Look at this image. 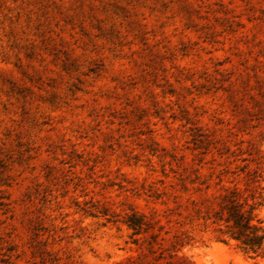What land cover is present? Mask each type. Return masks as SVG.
<instances>
[{
  "label": "rangeland",
  "instance_id": "374dc122",
  "mask_svg": "<svg viewBox=\"0 0 264 264\" xmlns=\"http://www.w3.org/2000/svg\"><path fill=\"white\" fill-rule=\"evenodd\" d=\"M214 182L264 206V0H0V264L257 260Z\"/></svg>",
  "mask_w": 264,
  "mask_h": 264
},
{
  "label": "trees",
  "instance_id": "16d2710c",
  "mask_svg": "<svg viewBox=\"0 0 264 264\" xmlns=\"http://www.w3.org/2000/svg\"><path fill=\"white\" fill-rule=\"evenodd\" d=\"M226 183L214 182L219 190L213 196L215 206L202 218L215 226L219 240H232L237 248L253 258L264 257V227L255 213L260 205L257 200L260 194L254 192L258 182L254 188L255 182H243V187ZM121 221L134 230L142 228L139 217L133 214H126Z\"/></svg>",
  "mask_w": 264,
  "mask_h": 264
},
{
  "label": "clouds",
  "instance_id": "9594fccd",
  "mask_svg": "<svg viewBox=\"0 0 264 264\" xmlns=\"http://www.w3.org/2000/svg\"><path fill=\"white\" fill-rule=\"evenodd\" d=\"M256 215H257L258 219L262 223H264V206H262L256 210ZM239 264H264V257H260L253 262H249L247 259L242 257L241 260L239 261Z\"/></svg>",
  "mask_w": 264,
  "mask_h": 264
}]
</instances>
